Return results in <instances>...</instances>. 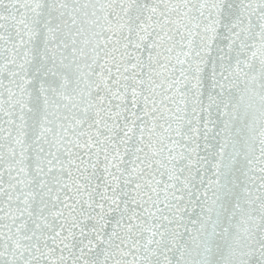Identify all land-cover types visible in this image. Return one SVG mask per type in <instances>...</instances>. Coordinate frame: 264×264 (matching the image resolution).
Returning <instances> with one entry per match:
<instances>
[{
  "label": "snow or ice",
  "instance_id": "6c2138e0",
  "mask_svg": "<svg viewBox=\"0 0 264 264\" xmlns=\"http://www.w3.org/2000/svg\"><path fill=\"white\" fill-rule=\"evenodd\" d=\"M0 264H264V0H0Z\"/></svg>",
  "mask_w": 264,
  "mask_h": 264
}]
</instances>
